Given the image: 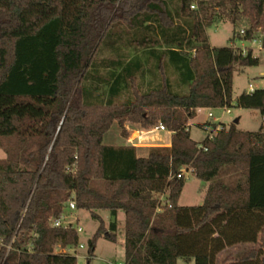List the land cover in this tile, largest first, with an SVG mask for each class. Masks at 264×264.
Listing matches in <instances>:
<instances>
[{
  "label": "trees",
  "instance_id": "1",
  "mask_svg": "<svg viewBox=\"0 0 264 264\" xmlns=\"http://www.w3.org/2000/svg\"><path fill=\"white\" fill-rule=\"evenodd\" d=\"M193 3L60 0L59 14L41 26L23 0L0 3V96L51 99L36 127L0 132L7 152L0 158V264H78L53 245L76 244L81 235L50 224L72 197L99 220L89 258L100 237L120 239L123 211L127 264H178L180 257L264 264V122L244 129L222 121L201 141L190 123L203 107L264 116V88L234 98L236 65L261 61L234 40L259 38L264 47V0ZM222 21L233 24L232 43L213 46L208 28ZM127 119L145 128L164 124L171 144L142 154L138 145L106 142L116 121L128 136ZM68 151L78 156L72 168ZM229 166L238 170L233 183L220 178ZM183 167L207 182L202 203H180ZM246 242L254 247L245 254L218 260L227 246Z\"/></svg>",
  "mask_w": 264,
  "mask_h": 264
},
{
  "label": "rangeland",
  "instance_id": "2",
  "mask_svg": "<svg viewBox=\"0 0 264 264\" xmlns=\"http://www.w3.org/2000/svg\"><path fill=\"white\" fill-rule=\"evenodd\" d=\"M17 0H0L1 5L3 6H14ZM57 3L58 0H23V4L26 7H38L37 11H39L42 15L43 13L49 15L50 11H46L47 9H52L53 4ZM51 16V15H50ZM39 20H42L39 17ZM208 33L210 37V41L213 46H223L229 45L232 43L233 36V24L230 21H222L213 24L208 28ZM236 45L242 47H252L254 53L261 57V61L256 65H236L235 75H234V98H238L245 91H248L250 88V83H253L256 87L264 88V47L261 45L259 38H254L251 40H237ZM244 43V44H243ZM26 103H20L18 99L12 96H0V132H14L16 130L21 129L22 125L25 123L26 125L30 122L28 129L32 127H36L39 125V118L45 115V109L42 106L48 104L51 99L50 98H31L27 100ZM15 105L16 111H13L12 108ZM232 112H224L216 111L218 120L223 119V121L227 126L232 123L237 117H240L239 126L244 129H257L261 122H264V116L261 111L258 109L252 108H244L239 106L231 107ZM206 112H200V114L194 118H191V132L193 133V138L196 140H203L207 135V132L201 129L203 126V122L210 119L208 116L205 120ZM223 116H221V115ZM214 119V117H212ZM211 118V119H212ZM204 119V120H203ZM211 121V120H209ZM63 118L60 119L58 128L62 126ZM222 122V121H221ZM211 123H215L217 126V121H211ZM137 126L142 127L146 135H149L147 139L143 140L145 146H141L140 153L147 154L148 148L151 145H160L162 139L166 134L170 135L168 128L165 129H156L155 126L150 128L143 127L140 123L134 122L132 120L127 119L124 122L125 131L128 133V136H124L123 127L120 125L118 121L114 122L111 129L107 132L105 136V141L108 143L115 144H133L135 142H141L140 140V132H135V128ZM170 130V129H169ZM70 154V155H69ZM7 157V152L0 147V158ZM75 159L73 153L71 154L69 151L67 152V157L65 160L67 167L71 166V162ZM191 172H186L188 179L186 185L183 189L182 195L180 197L181 204H196L199 203V200L204 196V191H202V184L205 186L208 185L206 181L199 178L198 176L190 174ZM238 175V170L233 166H229L225 168L220 176L221 179L233 183L236 180ZM165 199V198H163ZM103 216H106L107 211H100ZM81 222L84 226V231L82 232V241L88 244V240L93 236L97 227L99 226V220L96 219L92 213L87 209H81ZM123 211L120 212V230H119V240L112 241L106 237H100L98 240L97 248L94 251V256L89 258V248L88 246L81 248L79 250L80 256H78V264H118V262L122 261L124 264L126 262V252L125 245L123 241ZM121 217V218H120ZM254 245L250 242L240 243L235 245L227 246L218 254V260L221 261L225 259L228 255H232L233 257H239L249 250H251ZM178 264H195V260H186L183 257L179 258Z\"/></svg>",
  "mask_w": 264,
  "mask_h": 264
},
{
  "label": "built area",
  "instance_id": "3",
  "mask_svg": "<svg viewBox=\"0 0 264 264\" xmlns=\"http://www.w3.org/2000/svg\"><path fill=\"white\" fill-rule=\"evenodd\" d=\"M192 7H197V0H194ZM256 88L258 87H256L253 83H250V88L248 91H254ZM218 108H220L223 112H228V113L232 112L231 108H228V107H218ZM217 115H218L217 112L212 109L209 111L210 119L203 122V129L207 132V135L205 137H207L208 139L213 138L216 130L220 129L223 126L220 120H216ZM212 117H214V119ZM209 120L211 121L216 120L218 122L217 126L215 127V130H212ZM155 127L158 129L166 128L164 124H160ZM77 158L78 156L75 155V159ZM186 171H187V168L183 167V172H186ZM178 175L182 176V173H179ZM163 198H165L164 195L161 196V200L163 202H166V199H163ZM159 211H161V209H159ZM50 224L55 227L74 228L80 235L82 234V232L84 231V226L81 222L80 208H78L75 198L73 197L70 198L66 202L65 208L58 215H54L50 218ZM33 235L35 236L37 235V233H34ZM32 245L33 243L32 241H30L29 247L31 248ZM86 246H88V244L86 245V243L82 241V239H80V241L76 244L63 245L61 242H57L53 245V248L55 252L71 253L78 257L80 256V253H81L79 250H81V248H84ZM118 264H124V263L120 261L118 262Z\"/></svg>",
  "mask_w": 264,
  "mask_h": 264
},
{
  "label": "crops",
  "instance_id": "4",
  "mask_svg": "<svg viewBox=\"0 0 264 264\" xmlns=\"http://www.w3.org/2000/svg\"><path fill=\"white\" fill-rule=\"evenodd\" d=\"M34 8H37L38 9V7H34ZM46 11H50V13H49V15H47V14H45V13H43V15L38 11V20H37V24H38V26H41L44 22H46L47 20H49L52 16H55V15H58L59 14V12H60V0H58V2L57 3H55L54 2V4H53V8L52 9H47ZM51 15V16H50ZM39 17H41V19L42 20H39ZM244 44V43H243ZM215 110V111H220L221 109L220 108H209V107H203V108H200L199 110H198V114H197V116L200 114V112H206V113H204L205 114V120L207 119V117L209 116V111L210 110ZM222 111V110H221ZM224 113V112H223ZM225 114V113H224ZM221 115V114H220ZM196 116V117H197ZM221 116H223V115H221ZM203 119V120H204ZM216 120H218V117L216 118ZM220 121H225V120H223V119H219ZM236 120V119H235ZM226 122V121H225ZM238 126H239V122H238ZM240 127V126H239ZM203 128V126H201V129ZM156 129H158V128H156ZM203 130V129H202ZM135 132H140V140H142L141 142H135V143H133V144H135V145H138V146H145V144H148V143H144V141L143 140H145V139H147V138H149L148 136L149 135H146L145 134V132H147V130H144L142 127H140V126H137L136 128H135V130H134ZM166 131H169V133H170V135H168V134H166L165 136H164V139H162V141H161V143H164V144H171V142H172V135H173V131L172 130H166ZM193 134V133H192ZM192 137H193V135H192ZM113 144H115V143H113ZM141 150V149H140ZM206 189H207V185L205 186L204 184H202V191H204V196L199 200V203H202L203 201H204V197H205V193H206ZM81 210V209H80ZM106 210H104V212H105ZM122 217H123V219H121V220H123V222H124V220H125V214H124V212H123V215H122ZM105 218L107 219V221H109L110 220V214H109V212L107 211V213H106V216H105ZM121 218V217H120ZM81 238H82V234H81ZM123 241H124V239H123ZM97 248V247H96Z\"/></svg>",
  "mask_w": 264,
  "mask_h": 264
},
{
  "label": "water",
  "instance_id": "5",
  "mask_svg": "<svg viewBox=\"0 0 264 264\" xmlns=\"http://www.w3.org/2000/svg\"><path fill=\"white\" fill-rule=\"evenodd\" d=\"M235 121L236 122H239L240 121V117H237Z\"/></svg>",
  "mask_w": 264,
  "mask_h": 264
}]
</instances>
